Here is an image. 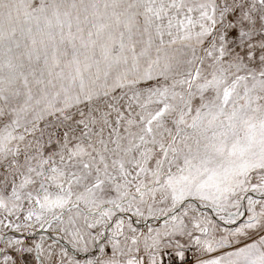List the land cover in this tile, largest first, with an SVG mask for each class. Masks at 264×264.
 <instances>
[{
    "label": "snow or ice",
    "instance_id": "1",
    "mask_svg": "<svg viewBox=\"0 0 264 264\" xmlns=\"http://www.w3.org/2000/svg\"><path fill=\"white\" fill-rule=\"evenodd\" d=\"M0 264H264V0H0Z\"/></svg>",
    "mask_w": 264,
    "mask_h": 264
}]
</instances>
